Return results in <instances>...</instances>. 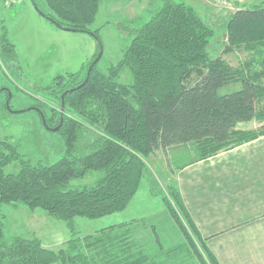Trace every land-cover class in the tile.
Returning <instances> with one entry per match:
<instances>
[{"label": "trees", "instance_id": "1", "mask_svg": "<svg viewBox=\"0 0 264 264\" xmlns=\"http://www.w3.org/2000/svg\"><path fill=\"white\" fill-rule=\"evenodd\" d=\"M41 1L46 10L35 0L36 9L61 28L92 32L99 38L98 30L90 27L102 0ZM2 28L0 49L10 60L16 59V45ZM129 30L131 41L118 64L105 72L98 67L100 58L85 84L87 72L83 79L80 72L58 75L51 87L58 109L48 110L41 100L33 104L44 113L47 125L56 127L61 121V95L73 89L64 98V122L57 132L65 151L56 163H35L19 152L18 145L0 138V206L44 210L67 222L75 236L59 250L25 232L5 244L0 212V264H156L132 243L131 222L81 238L76 218L100 219L126 210L143 182L146 159L159 150L198 142L199 154L190 159L195 162L264 135V125L253 131L237 129L239 123L255 118L264 122V3L230 15V43L251 57L237 68L210 56L215 28L189 3L167 0L150 20ZM125 67L133 74L131 84L118 81ZM230 85L240 87L221 92ZM13 162L19 163L18 172L7 173ZM93 172L101 173L95 185L70 187L74 179ZM163 200L184 236L167 257L185 250L199 264H219L176 182L166 187ZM117 228L124 230L113 235ZM170 262L177 264L175 259Z\"/></svg>", "mask_w": 264, "mask_h": 264}, {"label": "rangeland", "instance_id": "2", "mask_svg": "<svg viewBox=\"0 0 264 264\" xmlns=\"http://www.w3.org/2000/svg\"><path fill=\"white\" fill-rule=\"evenodd\" d=\"M36 1L45 9L41 0ZM165 1L167 0H102L96 20L90 27L98 30L99 38L92 32L58 27L36 9L33 0H15L16 6L10 10L0 5V33L4 26L7 37L16 45L17 52L16 59L10 60L0 49V89L7 87L11 90L13 98L10 106L14 111L26 110L21 113L11 112L6 105L8 92L0 93V138H7L18 145L19 152L35 163H56L65 151L62 136L44 126L39 112L27 109L37 100L46 103L48 110L58 109L59 99L51 89L56 77L80 72V78L83 79L88 72V63L100 53L101 47L103 53L98 63L99 69L107 72L118 64L131 41L129 29L150 20ZM175 1L193 5L214 26L216 34L209 46L212 58L220 57L233 68L249 61V54L242 48L232 46L228 38L227 23L237 8L231 0ZM118 81L123 84L133 83V74L128 67L122 69ZM4 83L6 86L2 85ZM239 87L230 85L221 92ZM250 122L240 123L242 126L239 124L237 129L253 131L264 125L258 118L252 120L251 124ZM197 148L198 142H189L169 147L168 150H159L149 156L146 159L143 182L130 209L101 219L77 217L75 224L78 237L83 238L104 228L131 222L129 229L132 231V243L137 250L157 261L156 264H173L170 261L174 259L177 264H199L185 250L175 253L172 251L171 258L167 257V251L180 246L184 236L163 200L166 187L176 182L179 166L196 157L199 152ZM18 170V162L6 167L7 173H16ZM100 177V172L89 173L84 178L74 179L70 187L93 186ZM13 207L11 204L0 206L5 244L10 243L17 234L23 235L25 232L28 236L39 237L45 246L59 250L66 248L68 240L75 237L67 222L44 210L32 211L22 205L19 207L25 210ZM116 230L124 229L117 228L114 232Z\"/></svg>", "mask_w": 264, "mask_h": 264}, {"label": "crops", "instance_id": "3", "mask_svg": "<svg viewBox=\"0 0 264 264\" xmlns=\"http://www.w3.org/2000/svg\"><path fill=\"white\" fill-rule=\"evenodd\" d=\"M249 1L231 3L236 10L264 3ZM182 165L181 197L219 264H264V135Z\"/></svg>", "mask_w": 264, "mask_h": 264}, {"label": "water", "instance_id": "4", "mask_svg": "<svg viewBox=\"0 0 264 264\" xmlns=\"http://www.w3.org/2000/svg\"><path fill=\"white\" fill-rule=\"evenodd\" d=\"M33 3H34V0H33ZM48 19H49L51 22H53L55 25H57L58 27H61V25L58 24V23H57L56 21H54L53 19H51V18H49V17H48ZM102 53H103V51H102V47H101V48H100V53L98 54L97 58L93 61V63H92V64L90 65V67L88 68L87 76H86L85 81H84L83 84H85V83L88 81L89 76H90V74H91V71H92V69H93V66H94V64H95V63L101 58ZM71 90H73V89H69V90L65 91V92L61 95V100H62V105H61V121H60L59 125L56 126V127H49V126L47 125V123H46V119H45V116H44V113L41 111L40 108L35 107V106H32V107H30V108L27 109V110H35V111L39 112V113L41 114V117H42V120H43V124L45 125V127L48 128V129H51V130H53V131H57V130L60 129V127L63 125V122H64V116H65V102H64V98H65L66 94H67L68 92H70ZM4 91L8 92V99H7L6 105H7V108H8L11 112L21 113V112L26 111V110L14 111V110L11 108V106H10V102H11V99H12V96H13V95H12V92H11V90H10L9 88H7V87H3V88L0 89V93H1V92H4Z\"/></svg>", "mask_w": 264, "mask_h": 264}, {"label": "built area", "instance_id": "5", "mask_svg": "<svg viewBox=\"0 0 264 264\" xmlns=\"http://www.w3.org/2000/svg\"><path fill=\"white\" fill-rule=\"evenodd\" d=\"M0 1H1L0 5L7 8L10 7L15 2V0H0Z\"/></svg>", "mask_w": 264, "mask_h": 264}]
</instances>
